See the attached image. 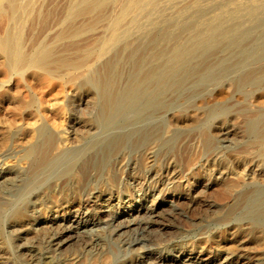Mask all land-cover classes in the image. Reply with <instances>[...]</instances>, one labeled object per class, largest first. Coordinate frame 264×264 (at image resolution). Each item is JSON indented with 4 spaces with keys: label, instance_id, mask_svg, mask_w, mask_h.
Returning a JSON list of instances; mask_svg holds the SVG:
<instances>
[{
    "label": "bare ground",
    "instance_id": "bare-ground-1",
    "mask_svg": "<svg viewBox=\"0 0 264 264\" xmlns=\"http://www.w3.org/2000/svg\"><path fill=\"white\" fill-rule=\"evenodd\" d=\"M52 1L0 0V74L8 79L16 78V81L29 80L51 85L56 83L61 88L72 86L75 95H90L93 100L92 112L86 119L81 120L82 134L74 138L79 142L85 135L87 140L81 147L70 152L60 148L55 133L47 127L51 125L55 128L57 125L55 117L63 111H61L62 107L50 114L51 118L47 116V122L37 127L24 124L14 136L10 135V132L4 133L1 144L5 145L8 139L13 138V141L21 146V158L27 161V168L24 174L16 169L0 171V203L6 202L4 194L8 185L15 187V184H22L24 186L22 195L34 187H38V190L31 192V199L21 202V206L12 209L8 215L0 211V228L7 218L13 223L22 218L30 219L32 210L36 207L38 209L55 207L63 211L62 209L71 205V202L83 201L84 191L91 190L98 183L104 184L107 192L110 190L115 195L122 192L121 190L129 193L127 183L122 182V173H124L123 159L126 149L127 146H131L137 156L129 164L127 174L136 180V186H141L145 176L139 174L148 173L146 179L160 193L170 190L169 194H158L160 197L154 199L155 207L160 206L170 215H180L178 204L184 205L187 210L195 207L194 199L188 196L185 187L191 186V183L204 176L205 172L209 175L208 181L205 183L196 181L194 183L196 187L199 184L202 188L209 189L211 184H216L215 194L210 189L214 200L204 204L209 211L208 220L201 219L198 223L188 221L187 227L189 229L197 224L206 223L217 225L232 223L234 229L223 227L213 235L205 231L197 239L181 244V250L186 246H197L199 253L208 256L203 260L206 264H242L237 260L238 258H234L238 255L240 257L241 253L237 254V251L244 247L241 245L243 240L264 248V161L256 158L264 157V29L260 34L253 33V35L249 29L251 23L249 27L242 28L247 21H259L260 24L264 22V4L255 6L245 3L246 6L232 13L223 14L224 20L237 21L236 25L240 28L235 33L230 34L229 31L224 30L212 33L208 30L211 32L209 35L197 38L192 45L189 42L190 48L187 51L180 48L173 50L165 66L148 64L151 61L149 59H156L163 52L161 48H157V44L164 33L159 35L156 29L154 30L156 33L151 32L154 34L147 32L149 35H143L141 42L134 45L133 51V45L131 46V51L136 52V56L132 60L131 71L127 77H125L126 73H123L126 81L121 82L125 86L119 88L120 84L116 85L114 78L119 57L125 50L123 47L111 48L108 42L112 43L119 38L121 32L118 33L120 31L118 26L142 2H139L140 0H71L63 6L61 13L57 12V15L60 13L56 19L57 26H54L57 28L52 26L55 30L46 32L47 23L50 22L48 20L52 15L49 10ZM149 6L153 9L151 5ZM147 9L150 10L149 7ZM252 9L254 12H251ZM159 10L157 12H160ZM141 15L142 18L145 17V14L144 17L143 14ZM184 17L182 16V20H185ZM182 20L179 21L182 23ZM170 23L165 26L170 27L169 25H172ZM178 28L180 27L177 26ZM171 35L176 36L175 33ZM174 41L176 40L173 39L172 42ZM186 46L183 47L186 49ZM127 52L130 54L129 50ZM166 56L167 60L169 55ZM147 60H149L148 67L144 69L143 63ZM118 75L120 74L117 73ZM9 92L0 85V101L10 100L11 104L14 103L12 106L14 111L20 113L19 115L35 118L39 113L45 112L42 101L38 104L32 99L22 102L23 99L19 100L21 97L19 98L17 94L10 96ZM95 130L102 131L97 138L92 135ZM185 152L189 154L186 153L189 158L194 156V159L188 161L183 168L179 158L180 154ZM229 160H234L235 165L244 166L248 173L244 175L235 173ZM197 161H202V165ZM60 163H63V167L57 170ZM202 188L198 189L203 192ZM130 194H128L129 199ZM87 199L88 203L89 198ZM127 211L111 214L113 217L108 221L113 224V236L119 237L128 231H138V229L143 232L153 229L156 222L153 207L137 209L128 207ZM242 224H246L244 228L240 226ZM74 227L76 230L85 228L84 224H76ZM141 239L143 240L142 237ZM144 240L150 243L153 237L146 234ZM66 241L57 238L51 240L50 245L61 249L67 245ZM100 247L106 251L108 250L106 248L110 251L112 247L115 249L112 242L105 240L100 243ZM108 252L107 255L103 254L100 261L97 260L99 263H96L94 261L96 259L93 260L91 254L87 258L89 254L86 255L85 251L87 259L84 255L82 260L84 258L86 261L81 264H111L112 258ZM87 253L94 255V252L87 251ZM250 258L248 261L261 264L256 261L258 259L255 256ZM157 262L185 263L183 261L178 263L175 259L162 256L156 258L155 263Z\"/></svg>",
    "mask_w": 264,
    "mask_h": 264
},
{
    "label": "rangeland",
    "instance_id": "rangeland-1",
    "mask_svg": "<svg viewBox=\"0 0 264 264\" xmlns=\"http://www.w3.org/2000/svg\"><path fill=\"white\" fill-rule=\"evenodd\" d=\"M69 1H71V0H53L52 1L53 4H51L49 6V10L51 11L53 16L51 15L50 19L48 20L50 22L47 23L46 32H49L50 30H52L53 29L52 26L53 27L57 26V22H56L57 16L60 15L63 6H65ZM148 1L151 3H149ZM152 1L153 0H140L139 2H142V3H139L136 10L134 9L135 12L133 10L131 13H129L123 19V21L121 22V24L123 23L122 24L123 26L120 24V26H122V27L118 26V30L120 29V31H118V33L121 32V34H119V38L116 41H113L112 43L108 42L109 46L111 45L110 46L111 48L117 49L119 47L120 48L123 47V49L125 50V51L123 50L124 52L119 57V61H118L116 72H115L116 76L114 78V83L116 85L120 84L119 88H123L125 86L124 83L126 80L124 78L127 77V75L130 73V71H131L130 67H131L132 60H133L134 56H136V52H133V53H135V55L132 53V51L134 50L133 47H135L134 46L135 44H137V43L139 44V42H141L143 35H149L151 32L156 33V31H157V33H159V35L164 33L163 36L161 35V37H163V38L160 37V41L158 43L159 45L157 44V48H159V49L161 48V50L163 51L160 54L161 57L159 55V57L156 58L157 60L155 58L154 59L152 58V59H149L151 61H149V60H147V62L145 61L143 63V68L146 69L148 67V64H153V65L158 64V65H164L165 66L167 64V61L172 56L173 50L180 48V50H186L187 51V49L190 48L189 47L190 43L192 45V43L195 42L197 40V38L199 39L201 37H204V35L207 36V34L209 35V33H211V32L212 33L218 32L217 30L229 31L230 34L235 33V31L240 28V27H238V25H236L237 21L233 20V21L228 22V21L224 20L223 14L225 15V13H232L234 10L246 6V4H252L255 6H256V4H260V5L264 4V0H206L205 2H204V0H201V1L200 0H187V2H186V0H158V1L154 0L153 3H152ZM160 1L163 3H161ZM188 2H189V4H188ZM213 2H215L216 6L219 9L216 6H214L215 4ZM153 4H155V5H153ZM183 4H184V7H183ZM187 4H188V6H187ZM149 5H151V7H153V9L150 8ZM221 5L224 7H222ZM174 6H176L177 10H178V8L180 9L183 7L182 11H181V9L177 11ZM211 6H213L215 8H213V7L211 8ZM147 7H149L150 10H148ZM159 8H161V9L159 10ZM203 8H205L204 12H203ZM209 8H210V10H209ZM57 9H59V11ZM156 9H158L160 12H157L158 10H156ZM52 10H54V11H52ZM190 10L193 12H191ZM205 10H207V11L205 12ZM217 11H218V13H217ZM57 12H60V13H58V15H57ZM176 12H178V14ZM188 12L191 14H189ZM251 12H254V9H252ZM139 13H140V15H139ZM141 14H143V17L145 14V17L142 18ZM176 14H177L178 18L175 16ZM133 15H135V16H133ZM194 15H196L195 21H194V19H195ZM148 16H150V17L148 18ZM182 16L183 17L185 16L184 17L185 20H182L183 19ZM192 17H194V18H192ZM158 18L160 21L163 18L164 21L162 20V22L159 23L158 22L159 20H157ZM165 18L167 20H165ZM173 18L175 19V21ZM209 19H210V21H209ZM218 19H219V21H218ZM125 20H127V22ZM171 20H172V23H170ZM179 20H182L183 22H185L184 25H186L189 22V24H187V26L191 25V24L193 26L192 25L189 27L184 26L183 22L181 23ZM191 20L193 23L191 22ZM197 20H199V22ZM220 20H222V21H220ZM234 21H236V23ZM256 22L259 23V21H256ZM256 22H248L247 21L246 22L247 24L246 23L243 24L242 28L249 27V25L251 23L252 26L250 25L251 28L249 27V29L251 30V33L252 34L253 33L254 34H256V33L260 34L264 29V22L261 24L259 23V26H258V23H256ZM125 23H128V24L125 25ZM167 23H170L173 26L169 25L171 27L170 28L167 26L168 25ZM165 24H167L166 26L168 28L165 26ZM255 24H257V25H255ZM260 25L261 26L263 25V26L261 27ZM177 26L180 27V28H178L179 30L177 29ZM254 26H255V28H254ZM256 26H258V27H256ZM186 27H187V29H186ZM54 28L56 29L57 27H54ZM189 28L190 29L194 28V29L190 30ZM199 28H200V30H199ZM261 28H262V30H259ZM55 29H53L52 31H54ZM155 29H156V31H154ZM165 29H166V31H165ZM184 29L186 31L189 30L188 31L189 35H188V32H185ZM205 29H207V30H205ZM150 30H152V31H150ZM180 30H181V32H180ZM194 30H196V31L193 32ZM208 30L211 32H209ZM253 30H255V31L253 32ZM256 30H257V32H256ZM52 31H50V32H52ZM178 31H179V33H178ZM204 31H205V34H204ZM166 32L168 34H166ZM182 32H183V35H182ZM196 32H197V34L195 35ZM174 33L176 35V36H174L175 38L173 37V35H171ZM151 34H154V33H151ZM177 34H179V36ZM181 36H183V37H181ZM188 36H189V39H188ZM194 36H196V37H194ZM169 38L170 39L172 38V39L170 40ZM186 38H187V40H186ZM173 39L176 40V41H174L175 43L172 42ZM192 40H194V41H192ZM165 42L168 44H166ZM160 44H162L163 47H162V45L160 46ZM180 44H182V45H180ZM165 45L168 47H164ZM184 45L185 46L187 45L188 47L186 46V49H185V47H183ZM131 46H132V51H131ZM176 46H177V48H176ZM128 47H129V49H128ZM126 50L127 51L129 50L130 54H127L128 52ZM170 54H171V56H170ZM128 55H130V56H128ZM166 55H169L167 60L165 59ZM126 56H128V57L126 58ZM163 56H164V59H163ZM166 58H167V56H166ZM160 60H162V62H160ZM148 61H149V63H148ZM123 64H125V65L122 68ZM117 73L120 75L117 76ZM123 73H126L125 77H123L124 76ZM0 77H1L0 78V85H2L5 89H8V91H10L9 92L10 96L17 94L19 96V98L21 97L19 100L22 101V99H23L22 102L27 101V99H29V100L32 99L36 102V104H38L39 102L42 101L44 103V106H45V110H44L45 112L44 113H39V115H37L35 118H30V117L25 116V115H19L20 113L15 112L13 107H12L14 103L11 104L10 100H4L3 99L0 101V171L1 172L8 170V169H14V170L16 169L17 171L22 172L24 174L26 171V168H27V161H25L21 158V152H20L21 146H19L17 144V142L15 143V140L13 141V138L8 139V141L6 142L5 145L1 144L2 137L4 136V133L10 132V135L14 136L18 133V131L20 130L21 127H24V124H28V125L31 124L33 127H37L39 124L47 122V116H48V118H51L50 114L52 115V113L57 112L59 110V108H61V107H62L61 111L62 110L63 111L62 112L60 111L61 113L55 117L56 118L55 122L57 121L56 122L57 125L55 126V128L51 125L50 126L47 125L48 126L47 128L50 131L55 133L57 142H58V144L60 143L59 144V146H61L60 148H62L65 151L68 150V152H70V150L73 151L76 148L81 147L85 143V141L87 140V137L85 135H83L84 138L82 139V141H79V142L74 138L76 135L79 136L82 134L83 128L80 127L81 120L86 119L90 115V113L92 112L93 100H92V97H90V95H84V94H81L80 96L75 95L74 89L72 86H70V87L67 86L65 88H61L56 83L51 85L49 83H43L42 84V83H39L37 81H35L36 82L35 83L34 81H29V80H27V81L17 80L16 81V78L8 79V78L4 77L2 74H0ZM121 81H124V83ZM19 86H20V88H19ZM12 88L13 89L19 88L20 90L16 89V91H14L15 89L13 90ZM39 89H41V90H39ZM37 120H39V121H37ZM65 128H67V129H65ZM101 133H102L101 130H95L94 132H92V135H94V137L97 138L101 135ZM13 142L15 144H13ZM225 150H229V149H225ZM186 153L187 152L182 153V155L180 154V156L182 158L179 156L181 158V160L179 158V162L183 168L185 167L186 163H188V161L190 162L191 159L192 160L194 159V156L189 158L188 157L189 154L187 153L188 155H186ZM136 156H137V153H136L135 149L131 146H127L126 155L123 159V164L125 167H124V173H122V176H123L122 182L127 183L126 186L128 187L127 189L129 190V193L123 192V190H121L122 192H119L118 193L119 195L118 194L115 195V194L111 193L110 190H108V192H107V190H106L107 188L104 187V184L98 183L97 184L98 186L97 185H96L97 187L95 186L96 188L93 187L95 189V191H93L94 190L93 188H92L93 190L92 189L89 191L87 190L88 193H87V191H84L83 197H82L83 201L81 200L80 202L79 201L78 202L74 201L73 203L71 202V205H69L65 209H62L63 211H59L55 207L42 208V209L41 208L38 209L36 207L32 210L30 219L29 218H22L19 221H17L16 223H13L12 221H10V219L7 218L3 222V224L0 228V264H2V263L3 264H5V263H9V264H37V263L38 264H67L68 263L69 264L70 261L74 262V263L70 262V264H75V262H76V264H79V263L81 264V262L86 261V259L90 257V254L93 256V258H92V256H91V258L93 260L96 259L94 261H96V263H99L98 261H100L105 254L107 255L108 251H109L108 253L110 254V255L109 254L108 255L111 256V258H112L111 264H151V263L152 264H159L158 262L155 263L156 258L159 256H162V257H165L168 259H175L178 261V263L179 262L181 263V261H183L186 264H190V263H192V264L193 263H195V264H206V263H203V262H205L203 260H205L206 257H208V256L205 253H199V248H197V246H195V247H187L186 246V248L183 250L180 249V246H181V244L184 245L185 242H187V241L191 242V241L197 239L205 231L207 233L213 235V233L214 234L217 233L218 231H220V229L222 230L223 227H226L228 229H234V226L232 227V225H234V224H232V223H226V224L225 223H219L220 225L219 224L217 225L214 223H206V224H202V225L197 224L196 225L197 227L193 226L192 228H189V229L187 227L188 221L189 222L190 221L195 222V223L197 221V223H198L201 219L202 220H208L209 211L206 210L205 205H206V203L214 200L213 193L215 194L216 184H211L209 189L202 188V186H200L199 184L196 187V185L194 184L196 181H199L201 183H205L206 181H208L209 175L207 172H205L204 176H200L199 178L195 179V182L191 183V186L185 187L186 188L185 191L188 194V196L193 197L194 202H195V207L193 209L187 210L184 205L178 204L179 207H177V209H180V215L179 216L170 215L167 213V210L162 209L160 206L155 207L156 206L155 200L157 199V197H160V196H158V194L160 195V194L165 193L164 195H167V194H169L170 190H167L166 192L160 193L159 190L156 189L151 183H149L148 179H146L148 176L147 172H146L147 174H145V173L139 174V175L145 176L144 177L145 180L142 181L141 186H139V185L136 186V184H135L136 180L133 179L132 177H130L129 174H127V173H129V169H128L129 164L132 163L134 157H136ZM185 157H187V158H185ZM256 158L264 161V157H262V156H258ZM201 162L202 161H197V163L199 165H202L203 162L202 163ZM229 162L231 164L232 170L235 173H238V174L242 173L243 175L245 173L246 174L248 173V172H246L247 169L243 168L244 166H240L238 164L235 165L236 163L234 162V160L233 161L229 160ZM60 167H63V163L62 164L60 163L58 165L57 170H59ZM214 176L216 177V174H214ZM47 179H48V177H47ZM142 179H143V177H142ZM23 187L24 186L22 184H20V185L15 184V187L13 185L12 186L11 185L6 186V188H5V190L7 189L5 192L6 195L4 194L6 202L0 203V207H1L0 211L2 213H4L5 215H8L9 212L12 211V209L14 210L17 207L19 208L21 206L20 204H22L24 200L26 201V199L27 200L31 199V196H32L31 192L34 193L38 190V187H34L30 191H27V193L22 195L24 193V191L22 189ZM198 188L204 189L203 192H202V190L200 191V189H198ZM102 189H104V190H102ZM210 189L213 193L210 191ZM130 190H131V192H130ZM97 191H99V193ZM204 191H205V193H204ZM85 192H86V194H85ZM28 193H30V194H28ZM87 194H89V196ZM128 194L131 195L130 199L128 198ZM207 195H209V196L207 197ZM18 196H20V197H18ZM87 198H89L88 203H87V201H88ZM91 200H92V202H91ZM93 201H94V203H93ZM196 203H198V204H196ZM199 203H201V204H199ZM128 207H131L132 209L133 208L137 209L138 207L139 208H141V207H147V208L153 207V209L155 211L154 212V215H155L154 219L157 222V223L155 222L153 229L148 230V232L147 231L143 232V231H141V229H138V231L137 230L128 231L127 233H124L123 235H121L119 237L117 235L113 236L112 235L113 234L112 233L113 224L109 223L108 220H111L113 215L117 212L127 211ZM200 208H203V209L201 210ZM103 210H105V211H103ZM106 210H109V212ZM206 213H207V215H206ZM111 214H113V215L111 216ZM181 215H183L184 217ZM104 216H106V217H104ZM177 217H180V218H177ZM204 217H205V219H204ZM100 219H101V222H100ZM102 219H103V222H102ZM98 220H99V222H98ZM185 221H186V223H185ZM67 222H68V224H67ZM76 224H80V225L84 224L85 228L76 230L74 227ZM221 224H223L224 226ZM242 225H240V226L244 228L245 227L244 225H246V224H242ZM72 230H73V232H72ZM80 230L82 233L80 232ZM58 231H60V232H58ZM83 232H85V233H83ZM151 232L153 234H151ZM159 232H160V235H159ZM67 234H69V235H67ZM146 234L150 237H153V240L150 243L146 242L144 240V237L146 238ZM53 236H54V239H53ZM100 236H101V239H100ZM80 237H82V238H80ZM141 237L143 238L144 242L141 239ZM57 238L62 239V240L63 239L67 240L66 241L67 245L62 247L61 249H56L55 247L50 245L51 240H55V239L57 240ZM165 239L167 241H165ZM104 240L107 242L110 241L114 244L115 249L112 247V250H114L115 252H113L112 250L110 251L109 248H106V249H108L106 251L104 248L102 249L100 247V243ZM118 240H120V241H118ZM126 240H128V241L126 242ZM96 242H99V243L96 244ZM172 242H174V243H172ZM86 243H87V245H86ZM241 243H242L241 245L244 247L240 248L237 251V254L241 253L240 257L238 255L234 259L238 258L237 260L242 264H243V262H244V264H257L255 261L250 260V259H252L253 256H255V258L258 259V260H256L258 263L261 262V264H264V250H263L264 248H263V246H257L255 243H253L251 241H245V240H243V242H241ZM89 246L93 247L94 249L90 248ZM259 247H261V248H259ZM87 248H90V249H87ZM101 250H103V251L101 252ZM85 251H86V253H85ZM87 251L94 252V255H93V253H87ZM136 251H137V253H136ZM95 252H97V253H95ZM110 252H113V254ZM84 253L86 255L89 254L87 256V258H86V255ZM84 255H85L86 259L84 260V258H83V260H82V257ZM258 255H260V256H258ZM261 256H263V257H261ZM248 258H250L249 260L251 262L248 261ZM73 259H75V260H73ZM76 259H77V261H76ZM79 259H80V261H79ZM234 259H232V260H234ZM5 260H7V261H5ZM188 261H190V262L188 263ZM196 261H197V263H196ZM208 264H211V263H208Z\"/></svg>",
    "mask_w": 264,
    "mask_h": 264
}]
</instances>
